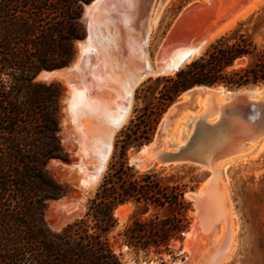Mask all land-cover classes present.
Masks as SVG:
<instances>
[{
  "label": "trees",
  "instance_id": "obj_1",
  "mask_svg": "<svg viewBox=\"0 0 264 264\" xmlns=\"http://www.w3.org/2000/svg\"><path fill=\"white\" fill-rule=\"evenodd\" d=\"M91 1L0 0V264H123L109 239L123 205L138 213L119 233L127 249L175 259L173 242L182 243L192 226L186 195L196 186L164 170H138L128 151L152 141L163 114L188 89L264 83V41L257 38L262 16L256 13L174 75L142 84L135 95L142 105L117 135L84 216L53 231L45 220L49 205L70 193L49 168L69 160L60 126L63 92L37 77L74 62L76 43L86 36L84 5Z\"/></svg>",
  "mask_w": 264,
  "mask_h": 264
},
{
  "label": "bare ground",
  "instance_id": "obj_2",
  "mask_svg": "<svg viewBox=\"0 0 264 264\" xmlns=\"http://www.w3.org/2000/svg\"><path fill=\"white\" fill-rule=\"evenodd\" d=\"M166 1L154 0L150 6L149 0H96L90 6L85 7L84 15L88 20V37L84 41L78 42L79 54L75 63L69 68L43 72L39 75V78L47 81L61 79L67 85L63 98L67 120H70L75 126L73 127L76 133V140L84 154L85 152L89 153V151L94 152V160L98 164L99 171L96 176L99 175L100 177L103 173L102 169L106 165L111 152L114 134L128 120L134 88L149 76L174 75L177 70L198 58L208 44L225 31H218V33L216 31L214 35L208 34L209 36L206 35L207 38L204 37L203 41H201V38L198 42L196 41V44L190 43L188 45L187 40V44L184 45L186 42L183 43L181 41L183 39L181 37L184 36L183 34L179 35L185 26L181 27L183 23L181 25L180 23L182 20L188 19L185 17L194 8L195 3H190L179 15L175 25L173 24L174 26H172L167 38L162 42L161 49L155 59L151 60L148 54L149 41L158 23L161 8ZM208 5L210 7V4ZM248 5H250V2ZM200 6H203V4ZM200 6L198 4L197 8ZM211 7L213 6L211 5ZM241 10L243 12V9ZM219 13L221 14V11ZM240 17L243 18L242 15ZM191 19L193 20L192 17L188 20L190 21ZM200 19L202 18L200 17ZM228 19L230 21L231 16ZM196 21L200 22L202 20L198 21L197 18ZM226 21L228 22V20ZM197 22L194 23L197 24ZM202 22L204 23V21ZM178 25H180L182 30L180 32L176 29ZM190 26H188L190 28L188 32L193 33L194 28L191 31ZM221 26H217V28ZM223 28L221 27L220 29L222 30ZM227 29L229 28L227 27ZM177 31L179 32L178 35L176 34ZM211 33L213 32L211 31ZM239 92L247 93L252 97L256 95L259 97L264 93V85L240 89ZM233 95L234 92L223 86L213 88L195 87L183 93L178 102L164 115L155 140L141 149L140 153L143 155L151 153L156 146L161 147L162 150L180 148L185 145L189 138L188 129L192 128L193 130V127L199 124L198 130L200 134L196 142V148L203 154L204 159L202 160L204 162L202 161L203 163L198 166L200 169L210 172L211 175L196 192L189 194L197 200L195 222L191 231L187 234L186 240L185 249L188 251L189 256L185 261L176 264H197L196 262L200 259L202 260L203 256H214L216 250H221V246L219 248L217 244L226 233L227 239L225 238L224 243H227V253L223 256L222 264H225L226 261L231 260V257H233L232 242L234 244V241L232 239L235 236H233L234 234L232 235L230 197L227 191L228 188L225 187V182L222 184V172L230 164L245 160L253 149L264 147V137L249 143H241L240 141L242 140L236 134L243 132L245 124L234 119L231 121L230 126L227 124L226 118L222 116L223 105L227 104L228 101L226 99ZM173 108H177L176 113L172 116L173 121L166 135L161 136L163 123L168 119ZM113 123L118 124L115 125ZM229 144H235L236 153L233 155L227 154L226 146ZM231 153H234V151ZM89 155H92V153H89ZM140 159L141 156H136L132 161ZM157 163L160 165V162ZM175 163L173 162L174 165ZM151 164L152 161H142L140 168L141 170L148 169ZM95 183H97L96 180L93 181V184ZM58 202H53L52 205ZM127 210V206H120L116 211V215L121 216ZM234 226L236 227V225ZM197 239H201L198 244H196ZM209 243H211V247L217 245L214 252H212L213 248L208 247ZM221 252L223 254V251Z\"/></svg>",
  "mask_w": 264,
  "mask_h": 264
},
{
  "label": "rangeland",
  "instance_id": "obj_3",
  "mask_svg": "<svg viewBox=\"0 0 264 264\" xmlns=\"http://www.w3.org/2000/svg\"><path fill=\"white\" fill-rule=\"evenodd\" d=\"M205 1L204 2L203 0H197V1L196 0H167L166 1V3L161 8L162 10H161L158 23L154 31L152 32L151 38L149 41V45H148L149 53L148 54L151 60L155 59L156 55L161 49V46L163 44L162 42L167 38V35L169 34L172 26H174L176 21L178 20L179 15L182 13V11H184L185 8H187L190 5V3L191 4L195 3V6L193 9L190 10V14H188L185 18L189 19L190 17H192L193 20L192 19L191 20L193 22L191 20L189 21L188 19H187L188 22L187 20H184V21L182 20L180 25L183 23L181 27L185 26L182 28L183 31L181 30L180 25L177 26L180 29L176 28L179 32L182 31L179 36L183 34V36L184 37L186 36L187 38L186 39L184 37H181L183 38L181 39V41H183V43L186 42L184 43V45L187 44V40H188V45L190 43L196 44L199 40H201V38H202L201 41L204 40V37L207 38V36H209L208 34L214 35L216 31L218 33V31L221 32L225 30L224 33L219 35L220 37L226 34L227 32L231 31L232 29H234L240 22L247 20L251 15L256 14V13H259L258 15L262 16V27L260 31L257 33V38L259 41H264V0H260V1L259 0L258 1L257 0H209V1L205 0ZM248 1L250 2V5H248L249 4ZM198 4L199 6L203 4L204 7L200 6L197 8ZM208 4H210V7L212 5L215 8L211 7L212 8L211 10ZM250 8L251 9L253 8L252 9L253 11ZM241 9H243V12H241L242 11ZM84 10H85V7L83 9V15H82L81 22L86 32L85 38H87L88 20L84 15ZM208 10L210 11L206 12ZM194 11L196 12V14H194L195 13ZM220 11H221V14L219 13ZM239 13L241 14L239 15ZM210 15L212 18L209 17ZM232 15L234 16L232 17ZM241 15L243 16V18L240 17ZM193 16L194 17L198 16V17L194 18ZM228 16L229 17L231 16V19H230L231 22L229 21ZM200 17L202 19H200ZM197 18H198V21L202 20L204 21V23L202 21L197 22L196 21ZM223 18L225 19L223 20ZM238 18H241V19H238ZM205 20L206 21L208 20V21L206 22ZM226 20H228V22ZM194 22H197V24ZM193 23L194 25L196 24L195 27ZM189 25H191L190 26L191 31L194 28L192 31L193 33L188 32L190 31L188 30L190 29L188 27ZM220 25H222L221 26L222 28L224 27L222 30L220 29L221 27L220 28L218 27L219 30L217 28V26H220ZM253 25L254 23L251 24L250 27L252 28ZM227 27L229 29H227ZM201 28L202 30H200ZM210 30L213 33H211ZM178 31L176 33L177 35L179 33ZM189 33H191L190 34L191 37L190 35H187ZM196 34L198 35L196 36ZM194 36L196 38L198 37V39H196ZM219 37L214 38L208 44V46ZM85 38L83 40H85ZM192 38H193V41H192ZM78 42L76 43L75 59L77 58ZM208 46L205 48V50L208 48ZM205 50L203 51L201 55L198 56V58L204 54ZM63 69H66V68H63ZM167 76H172V75H167ZM156 78L157 77H152L150 79L154 80ZM37 80L47 82V83L56 82L61 85L62 92H63L61 100H60V105H61L60 126H61L62 142H63L65 149L69 153V160L66 162L52 161L49 164V168L52 174L54 175V177L59 182L66 184L68 186L70 193L68 196L58 200L59 202L56 203L55 205H52V203L56 201L51 202L47 210L46 216H45V220H46L48 227L53 231H60L66 226H68L69 224H72L73 222H75L76 220L84 216L89 199L93 197L105 171L107 170L110 162L112 161V156L114 154V145H115V140H116L117 135L120 133L122 128L128 125L130 120L134 117L135 108L140 107L142 105L141 102H137L135 100L136 92L142 86V84L148 81L149 79L144 80L143 82H141L134 88L135 90H133V95H132L131 112L129 114L128 120L119 130H117V132L113 136L111 152L107 159L106 165L102 169L103 173L101 174L100 177L99 175L96 176V174H99V171H98V164L95 163V160H94L95 159V157L93 156L94 152L89 151V153L90 154L92 153V155H89V153H86V152L84 154V151L82 150V148L78 144V141L76 140V133L74 130L75 126L70 122V120L69 121L67 120V114H66V111L64 110L66 107H65L64 99H63L66 93V90H67V85L64 84V81L61 79H54L51 81H47V80H44L43 78L37 77ZM259 86H262V85L260 84ZM259 86H249L248 88H245V89L259 87ZM229 90L234 91L236 89L229 88ZM262 97L263 96L260 95V97H258L257 99H261ZM237 118L230 117L229 120H234ZM256 121H252V122L254 123ZM240 122L246 123L245 121H240ZM198 126L199 124L194 126L193 130L195 127H198ZM193 130L192 128L188 129V134L190 133L188 135L189 137H191ZM139 150L131 149L128 151V159H129L130 164L135 166L138 170L140 171H146L149 169L164 170L167 174H170V173L176 174V177L178 179H181L182 182L188 183L191 186H196L194 190H188L187 195H186L187 199L190 200L193 204V212L191 213L192 226H193L195 222V212L197 210V207H196L197 200L195 198H192L193 196L189 194L196 192L200 188L201 184H203L210 177L211 173L205 169L204 170L202 168L200 169L198 165H194V164L181 163V164L167 165V166H164L161 164L159 165L156 162V160L153 158V155L151 153L142 155ZM235 150H232V151L229 150L227 151V154L233 155L236 153ZM233 151L234 153H231ZM136 156H141V159H140L141 161L140 160L132 161V159L135 158ZM246 158L245 160L230 164L227 167V169L224 172H222V181H223L222 184L225 182L224 184H225V187L228 188L226 189L230 197L229 205L231 206L230 208H231V214H232L231 215L232 231H233L232 235L234 234L233 236H235V237L232 236L234 238L232 239L234 241V244L232 242V246H233L232 250L234 251L232 254L233 257H231V260L226 261L225 264L226 263L228 264H264V147L261 149H253L252 151H250V153L248 154ZM142 161H152L150 168L141 170L140 167H141ZM94 180H96L97 183L93 184ZM123 206H127L128 210L126 212H123L121 216H117L115 212V216L117 218V227L109 235L110 242L113 244L115 251L122 255L123 264H176V263L183 262L186 260V258L189 256L188 251L185 249L187 234L191 231L192 226H191L190 231L186 233L185 239L182 243L173 242L172 250H173L174 257H176L175 259H172L171 255L169 254H164L161 259L159 256H156L152 251L148 254H145V253H135L131 250H128L127 247L123 244L122 238L119 236V233L124 229V227L128 224V222L138 213L132 205H123ZM149 215L150 214L146 215L145 217H148ZM234 225H236V227ZM225 238L227 239V233L223 237H221V239L219 240L217 244L219 248L221 246L220 248L221 250L219 249L216 250L215 248L217 247V245H214L213 247H211V243H209L210 245L208 247L209 248L211 247V249L213 248L212 252L216 250L215 251L216 254H214V256L213 255L208 256L206 254L208 257L203 256L202 260L200 259L196 263L202 264L205 262L204 264H213V263L222 264L223 256L227 253L226 251L227 243H224ZM200 241L201 239L200 240L197 239L196 244L200 243ZM222 245H224L226 248ZM221 251H223V254ZM216 259H217V262H216Z\"/></svg>",
  "mask_w": 264,
  "mask_h": 264
},
{
  "label": "water",
  "instance_id": "obj_4",
  "mask_svg": "<svg viewBox=\"0 0 264 264\" xmlns=\"http://www.w3.org/2000/svg\"><path fill=\"white\" fill-rule=\"evenodd\" d=\"M95 1L96 0L91 1L89 4L84 5V7L90 6ZM153 1L154 0H149L150 6H151V3ZM85 39H87V38H85ZM81 41H79V42H81ZM78 54H79V49L77 51V55ZM76 59H75V61H76ZM75 61L71 64V66L75 63ZM71 66H69V67H71ZM55 71H57V70H55ZM44 72H53V71H44ZM162 76H167V75L161 74V75H157L156 77L158 78V77H162ZM150 78H152V76H149L146 79H150ZM261 85H264V83ZM254 86H259V85H254ZM195 87L213 88L216 86H213V87L195 86ZM195 87L188 89L187 91H190V90L194 89ZM248 87H243V88H248ZM225 88L229 90V88H227V87H225ZM240 89H242V88H237L236 90L232 91V92H234V95L232 97H229L228 99H226L228 101H227V104L223 105L222 116H224V118H226L228 125H230L231 121H232V120H229L230 117H233V118L238 117L237 118L238 120L245 121L246 123H244L245 125L243 127V132L238 133V135L236 134V136L239 137L240 140H242V141H240L241 143H249L255 139H260V138L264 137V93L261 94V96H263L261 99H257L258 98L257 95L252 97L247 93L239 92ZM187 91H185V92H187ZM178 100L179 99H177L167 109L165 114L169 112L170 108H172L176 104V102H178ZM176 111H177V108H173V111L170 113V116L168 117V119L166 121H164L163 129L160 133L161 136L166 135V133H167V131L171 125V122L173 121L172 116H173V114L176 113ZM163 117H162V119H163ZM162 119H161V121L157 127V130L155 132V135H154L152 141L149 144L144 145V146L150 145L155 140V137H156V134L158 132V128L162 122ZM252 121H256V122L253 123ZM113 124L117 125L118 123H113ZM199 134L200 133H199L198 127H195V129L193 130V133L191 134V137H189V139H187L185 145H183L182 147L177 148L175 150H162L161 147L156 146L151 151V154L153 155V158L156 160V162H160V164L164 165V166L174 165L173 162H176L175 164L183 163V164L199 165V164L204 162V160H202V159H204L203 154L196 148V142L199 138ZM226 148H227V151H229V150L232 151V150L236 149L235 144H229L226 146ZM141 149H142V147L139 150L140 152H141ZM205 161H206V159H205Z\"/></svg>",
  "mask_w": 264,
  "mask_h": 264
}]
</instances>
